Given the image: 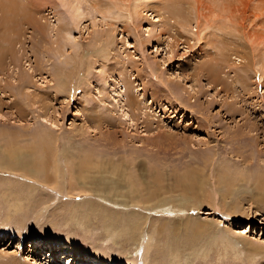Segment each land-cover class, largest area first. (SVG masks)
Instances as JSON below:
<instances>
[{"label":"rangeland","instance_id":"374dc122","mask_svg":"<svg viewBox=\"0 0 264 264\" xmlns=\"http://www.w3.org/2000/svg\"><path fill=\"white\" fill-rule=\"evenodd\" d=\"M213 1L0 0V264H264V0Z\"/></svg>","mask_w":264,"mask_h":264},{"label":"bare ground","instance_id":"6f19581e","mask_svg":"<svg viewBox=\"0 0 264 264\" xmlns=\"http://www.w3.org/2000/svg\"><path fill=\"white\" fill-rule=\"evenodd\" d=\"M214 2V4H215V8H217V10L219 11V12H221V13H223V15H221V17H224V15H226L225 16V19H226V17L228 16V17H234L233 16V13H234V9H233V5H234V0H214L213 1ZM12 3H14V2H12ZM174 6H176V9H175V12H176V17H177V19L176 20H174V22H176V24L175 25H178V27L181 29V30H185L186 32L188 31V30H190L189 29V23H192L191 22V20L189 21V16L187 17V18H185V16L183 17V16H181V9L180 8H177L178 6L177 5H175L174 4ZM174 9V7H173V5L171 4V10H173ZM198 11V10H197ZM196 11V12H197ZM173 15L172 16H174V13H172ZM197 14H198V12H197ZM198 16V15H197ZM175 16H174V18H176ZM196 21H197V18L195 19ZM195 21V22H196ZM233 23V24H232ZM232 23H228V24H221V25H223V26H226L229 30H231V31H233L234 30V22H232ZM213 25H216V26H219L218 24H213ZM213 25H211L212 26V28H214V27H216V26H214L213 27ZM210 25L208 26V27H211ZM223 26L221 27V29L223 28ZM177 27V28H178ZM196 30L197 29H201L200 28V24L198 23V22H196ZM225 27V29H227ZM204 28V27H203ZM230 31V32H231ZM235 31V30H234ZM262 61V63H261V66L262 67H264V59L263 60H261ZM264 72V71H263ZM59 74V73H58ZM56 77H59L60 79H62L61 80V82H62V84L64 85L65 83L64 82H66V79L69 77L68 76V74H66L65 73V76L63 77H61V75H55ZM58 82H60V81H58ZM61 85V84H60ZM65 86V85H64ZM59 87V86H58ZM44 129H45V127H43ZM36 136H34L33 138L35 139V141H37V142H33L34 144H37L36 146H34V144L33 145H31L30 146V153L31 154H33L34 153V155H36V157H33V158H35L36 159V161H37V164H31L30 163V165L29 166H27V165H25L24 167H22V169H24L23 171H25V173L26 174H28V175H33V171L34 170H36V168H37V165H38V162H40L39 164H42V166H45V168L47 167V165H48V163L50 162V159H52L53 158V156H55V154L50 158L49 156H50V146L52 145V138L47 134V133H45L44 131H39V132H36V134H35ZM55 150H56V148H55ZM251 153V152H250ZM4 154V153H3ZM5 154H7V153H5ZM8 155V154H7ZM8 157L10 158V155H8ZM251 156L249 155V158H250ZM56 158V157H55ZM252 158V157H251ZM250 158V159H251ZM247 159H248V157H247ZM204 160H205V158H204ZM10 161H12V160H10ZM56 161V160H55ZM4 162V160L1 162V163H3ZM13 162V161H12ZM212 162V161H211ZM17 163V162H16ZM204 164V163H203ZM209 164H210V162H209ZM1 166H5V163H4V165H1ZM207 166V165H206ZM209 166V165H208ZM39 167H40V165H39ZM202 167H205V165H203ZM17 168V167H16ZM48 168V167H47ZM259 173V172H258ZM260 175L257 177V179H255L254 181H253V184L249 187V189L247 190V192H249V193H251L252 192V190H253V188H256L257 190H261L262 191V196H261V199L259 200V202H261L262 204H264V171L263 172H261V173H259ZM49 175V174H48ZM258 175V174H257ZM223 176V175H222ZM236 177H240V175L239 176H236ZM244 177V176H243ZM45 178V177H44ZM48 178V177H47ZM235 178V177H234ZM229 179V178H226L225 180H223V178H222V180H221V182H222V184H223V186H224V191H225V195L227 196V195H230V194H232V188H233V186H235L234 184H235V182H236V180L237 179ZM50 180V179H49ZM220 180V179H219ZM238 180H241L240 178L238 179ZM42 181V180H41ZM44 181V180H43ZM51 181V180H50ZM49 181V182H50ZM49 182H48V184H49ZM246 182V181H245ZM248 182V181H247ZM250 182V181H249ZM46 185H48L47 183H45ZM192 182H190V181H188V184H187V186H192ZM202 185V184H201ZM48 186H51V185H48ZM192 187H194V186H192ZM222 194V193H221ZM257 196V195H256ZM251 199H253V201L254 202H257V201H255V200H257V198L255 197H253V196H251Z\"/></svg>","mask_w":264,"mask_h":264}]
</instances>
